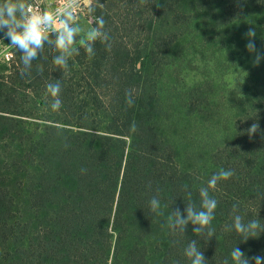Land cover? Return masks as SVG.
<instances>
[{
	"label": "trees",
	"instance_id": "1",
	"mask_svg": "<svg viewBox=\"0 0 264 264\" xmlns=\"http://www.w3.org/2000/svg\"><path fill=\"white\" fill-rule=\"evenodd\" d=\"M93 5V15L106 21L110 51L97 41L90 59L78 36L79 54L69 59L64 76L47 45L30 75H21L17 50L0 68V264H190L183 252L192 239L209 264L225 258L232 264L235 246L249 258L264 256V233L241 242L234 231H224L235 203L245 223L258 218L264 224V95L236 119L234 138L199 168L181 164L164 130L171 110L162 103L170 48L193 21L190 7L203 13V23L226 26L248 11H264V0H94ZM0 39L8 41L2 32ZM61 78L63 107L52 112L46 84ZM126 92L135 99L131 108ZM253 123L260 129L249 138ZM221 168L235 175L210 189L218 201L215 237L196 236L191 224L184 236L162 227L170 211L185 208L182 186L199 205L200 187ZM154 195L163 216L148 211Z\"/></svg>",
	"mask_w": 264,
	"mask_h": 264
},
{
	"label": "rangeland",
	"instance_id": "2",
	"mask_svg": "<svg viewBox=\"0 0 264 264\" xmlns=\"http://www.w3.org/2000/svg\"><path fill=\"white\" fill-rule=\"evenodd\" d=\"M37 1L49 10L56 5V0ZM190 9L193 21L187 33L170 48L162 103L171 110L164 130L178 147L181 164L199 168L214 150L234 138L236 119L264 95V60L253 66L244 35L254 28L256 48L264 52V11H248L240 21L223 26L212 20L203 23V13ZM80 22L85 30L93 26ZM8 43L0 41V46L13 54L12 61L16 52ZM11 61L0 55V68Z\"/></svg>",
	"mask_w": 264,
	"mask_h": 264
},
{
	"label": "clouds",
	"instance_id": "3",
	"mask_svg": "<svg viewBox=\"0 0 264 264\" xmlns=\"http://www.w3.org/2000/svg\"><path fill=\"white\" fill-rule=\"evenodd\" d=\"M82 4L83 0H59L55 9L49 10L37 8L29 0H0V32L3 33L4 39L9 41L8 45L20 53L21 75H30L33 61L41 58L45 45L49 46L53 53L52 64L55 69L60 70L63 76L66 75L69 70V59L79 54V48H76L75 45L81 33H84V38L80 39L79 43L90 59L96 54L95 44L97 41L104 44L107 50H111L112 38L105 30L106 21L103 15L95 17L91 22L93 26L87 30L79 23L78 18ZM88 5L86 13L93 15L95 7L92 0H88ZM244 35L247 38L246 50L253 54V66H259L264 60V52L256 48L254 42L256 31L254 28H249ZM0 40L3 41V39ZM43 71V64L37 65V72L43 74ZM61 92L62 78L46 84L45 98H51L48 107L52 112H59L63 107ZM134 103L135 99L132 93L126 92V107L131 108ZM130 127L135 131L134 123ZM259 129L260 125L253 123L247 129L249 138ZM80 171L81 174H85L87 169L81 168ZM234 175V170L223 168L213 174L207 181V185L199 189V205L193 200L192 192L188 186L183 185L182 191L185 193L187 201L185 208L183 212L179 208L170 211L167 222L162 224V227L169 229L173 235L184 236L188 225L191 224L194 226L193 233L196 236L206 237L207 241L215 237L216 229L212 226V221L215 219L218 201L210 195V189L216 190L220 181H227ZM148 188L151 189V183ZM148 211L153 216L164 215L161 201L157 195L152 196L148 201ZM232 213V223L226 224L224 231H234L241 242H246L249 238H257L261 233H264V224L258 218L251 219L247 223L244 222V217L239 214L238 203L233 204ZM183 254L190 264H209L201 248L198 247L196 239L189 241ZM230 256L232 264H250V261H254L255 264H264V256L255 255L249 258L237 246L231 250ZM173 264H179V261H174ZM222 264H229V260L225 258Z\"/></svg>",
	"mask_w": 264,
	"mask_h": 264
},
{
	"label": "built area",
	"instance_id": "4",
	"mask_svg": "<svg viewBox=\"0 0 264 264\" xmlns=\"http://www.w3.org/2000/svg\"><path fill=\"white\" fill-rule=\"evenodd\" d=\"M35 7H37V8H43V5H42V3L41 2H38L37 0H33V2H31ZM58 3H59V0H56V5H55V7L58 5ZM89 5H88V0H83V4H82V10L80 11V13H79V21L81 20V19H83V20H85L88 24H90V25H92V20H94V18L96 17V16H94V15H88L87 13H86V9H87V7H88ZM55 7H54V9H55ZM54 9H52V10H54ZM0 55H1V58L3 59V60H6V61H11V59H12V57H13V54L9 51V50H7V49H5V48H3V47H1L0 46Z\"/></svg>",
	"mask_w": 264,
	"mask_h": 264
},
{
	"label": "crops",
	"instance_id": "5",
	"mask_svg": "<svg viewBox=\"0 0 264 264\" xmlns=\"http://www.w3.org/2000/svg\"><path fill=\"white\" fill-rule=\"evenodd\" d=\"M80 24H81V26H83V25H84V23H83V22H80Z\"/></svg>",
	"mask_w": 264,
	"mask_h": 264
}]
</instances>
